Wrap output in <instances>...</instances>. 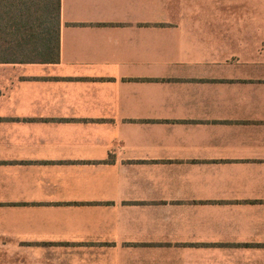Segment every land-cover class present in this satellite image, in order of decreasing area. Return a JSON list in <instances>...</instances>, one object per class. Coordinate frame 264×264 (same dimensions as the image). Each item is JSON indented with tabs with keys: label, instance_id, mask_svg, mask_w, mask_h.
Returning a JSON list of instances; mask_svg holds the SVG:
<instances>
[{
	"label": "crops",
	"instance_id": "crops-1",
	"mask_svg": "<svg viewBox=\"0 0 264 264\" xmlns=\"http://www.w3.org/2000/svg\"><path fill=\"white\" fill-rule=\"evenodd\" d=\"M0 264H264V0H60L0 62Z\"/></svg>",
	"mask_w": 264,
	"mask_h": 264
},
{
	"label": "trees",
	"instance_id": "trees-1",
	"mask_svg": "<svg viewBox=\"0 0 264 264\" xmlns=\"http://www.w3.org/2000/svg\"><path fill=\"white\" fill-rule=\"evenodd\" d=\"M60 0H0V62L59 61Z\"/></svg>",
	"mask_w": 264,
	"mask_h": 264
}]
</instances>
